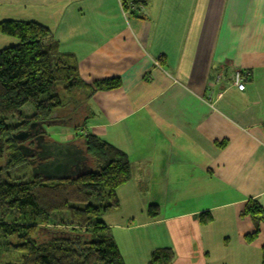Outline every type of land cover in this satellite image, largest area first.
Masks as SVG:
<instances>
[{"label":"crops","instance_id":"obj_1","mask_svg":"<svg viewBox=\"0 0 264 264\" xmlns=\"http://www.w3.org/2000/svg\"><path fill=\"white\" fill-rule=\"evenodd\" d=\"M141 1L145 20L122 0H0V23L49 30L88 85L121 81L89 98L86 130L129 161L104 222L125 264L158 249L171 264H262L264 221L249 242L242 212L264 209V0ZM5 37L0 51L18 44Z\"/></svg>","mask_w":264,"mask_h":264},{"label":"trees","instance_id":"obj_2","mask_svg":"<svg viewBox=\"0 0 264 264\" xmlns=\"http://www.w3.org/2000/svg\"><path fill=\"white\" fill-rule=\"evenodd\" d=\"M122 1L127 9L143 2ZM0 33L18 41L0 51V264H125L114 237L98 220L103 211L119 210L116 191L132 176L128 159L115 148L95 136L86 137L85 151L100 163L96 170L67 181L49 182L39 176L29 181H10V172L2 178L5 171L24 162L12 133L33 121L52 119L56 111L64 109L62 92L70 88L81 90L84 84L76 66L63 61L67 57L59 52L49 30L7 20L0 23ZM241 73L244 78L251 76L249 71ZM91 86L82 102L86 103L96 91L120 88L121 81L111 79ZM28 104L34 107V113L26 116L21 110ZM11 118L18 119L16 126H8ZM148 215L157 218L159 208L150 206ZM242 217L254 221L255 232L247 237L253 242L264 221V209L249 200ZM201 222L208 224L210 220L201 218ZM61 223L71 229L68 235L39 242L41 227ZM81 229L87 232L80 250L69 235H76ZM9 253L21 256L13 261L7 257ZM173 259L171 249H158L149 264H171Z\"/></svg>","mask_w":264,"mask_h":264},{"label":"rangeland","instance_id":"obj_3","mask_svg":"<svg viewBox=\"0 0 264 264\" xmlns=\"http://www.w3.org/2000/svg\"><path fill=\"white\" fill-rule=\"evenodd\" d=\"M136 5H137V7L142 5L146 9V6L144 5V3H138ZM122 6H123V10L126 12V10H128L126 8V5L122 4ZM140 19L145 20L146 18L143 17ZM0 35H2V34L0 33ZM2 37H5V36L2 35ZM1 39L2 38H0V44L2 42ZM3 39H11V40H8L9 41L8 46H10V42H11V44H13L14 43L13 41L16 40V39L11 38V37H8V38L5 37ZM66 60H67V64H70V61L68 59H63V61H65V62H66ZM81 81L84 84L82 86L83 89L80 90V89L70 88V89L64 90L62 92L63 98H61V99H62V103L65 104L64 109H60V110L56 111L53 114L52 119L50 118V119H47L44 121H38V120L33 121L32 123H29V124L25 125L24 127L20 128L17 131L12 133V138L16 134H22L23 135L24 140H21L19 143L16 142L14 140V138H13V140L15 141V143L18 145L19 148L21 145L24 147H27L28 148L27 151L33 152V155L29 154L31 156L26 157L24 155L23 151L20 149L24 155V158H23L24 162H22L21 164H19L16 167H14L12 170L5 171V173L2 175V178L5 176V174L7 172H10L9 173V176H10L9 180L10 181H14L17 179L24 180V181L32 180L33 177L39 176V175L34 174V169L38 168L39 164H46L50 160H52V158H47L48 155L46 157L38 158V156L41 155V153H43L44 150L41 151V146H39V145H35L34 148L29 147L30 141L39 142L41 140V138H43V140L46 141L47 144H52L53 142H56L59 144H73L77 148H79L83 151L85 150V148L83 146L85 138L90 137V136H94V135L90 134L86 130L87 120L90 117L89 116L90 106L88 103V101H89L88 97H87L86 103L82 102V101H84V98L86 99L85 95L89 94L88 88H90L92 86L88 85L85 81L82 80V78H81ZM98 92H100V91H96L95 94ZM95 94H93L92 96H94ZM21 113L26 115V116L32 115L34 113V107L31 104H28L22 108ZM7 124L10 127L16 126L18 124V119L17 118L8 119ZM36 126H40V128H41V130H39L37 133L34 130V127H36ZM101 142H103V141H101ZM103 143H105V142H103ZM10 151L11 150H9L7 155L10 154ZM52 153H54V152L52 151ZM120 153L123 154L122 152H120ZM83 154L85 157L87 156L86 158H88V161L86 160V162H83L81 164V166H83L84 164H86V165H84V167H82V168L80 166L79 172L76 173L78 175L74 176L76 169L73 168L72 170H66L65 169L62 172L63 174H65L66 171L71 172L72 176H74V177H70V178L68 177V179H66L65 177H63L61 175H59L60 177H62L61 180H49V179L44 178L43 176H39V177H41L42 179L49 181V182L67 181L71 178H75V177L82 175V173L80 174L81 169H82L83 173L84 172L89 173L90 171L96 170L100 161L94 160V158L90 157V153H88V152L83 153ZM6 158H7V156H6ZM43 158H44V160H41ZM1 165H4V163ZM85 168L87 170H84ZM5 179H7V177H5ZM116 195H117V191H116ZM118 201H119V199H118ZM119 204H120V201H119ZM151 206H154V205H151ZM120 209H121V205H120L119 210ZM119 210H114V211H110V212H106V213H105V211H103L98 216V220H100L101 222L104 223L106 217H109L108 215L115 214ZM117 216L119 217L120 215H117ZM113 217H116V215H114ZM148 217L150 218L149 215H148ZM106 227L109 229L108 226H106ZM70 230L71 229L69 227H67L66 225H63L62 223L60 225L53 226L50 228H42L41 227V230H40L41 233L38 236V240H39V242H47L49 239L53 238L54 236H57V235L66 236V235H68L67 233ZM78 231L79 232L76 233V235H69V237H71L72 241H74L77 244V246L80 247V250H81V246L84 244V240L86 239V237H84V235L86 236L85 232H87V231H85L84 229H81ZM109 232H110V229H109ZM113 232L116 233V231H113ZM20 256H21L20 254L14 253V254L10 255V253H9V255L7 257L14 258L13 261H18V257H20Z\"/></svg>","mask_w":264,"mask_h":264},{"label":"water","instance_id":"obj_4","mask_svg":"<svg viewBox=\"0 0 264 264\" xmlns=\"http://www.w3.org/2000/svg\"><path fill=\"white\" fill-rule=\"evenodd\" d=\"M14 140L16 142H20L21 140H24V137L22 134H16L13 136ZM51 149L54 153H50L47 158H52L48 163L46 164H39V167L34 169V174L43 176L46 179L49 180H61L62 177L59 175H54L55 172H63L66 170H72L73 168L76 169V174L80 170V166L83 162H86L87 158L83 154V150L77 148L73 144H59L56 142H53L52 144H49ZM20 149L23 151L24 155L26 157H30L31 155L28 154V148L24 146H20ZM44 150V147L41 146V151ZM69 156L71 158V162H69L67 165H62V158L64 156ZM38 158H42L41 155L38 156ZM41 160H44L41 159ZM84 170H87L86 168ZM68 179V178H66Z\"/></svg>","mask_w":264,"mask_h":264},{"label":"flooded vegetation","instance_id":"obj_5","mask_svg":"<svg viewBox=\"0 0 264 264\" xmlns=\"http://www.w3.org/2000/svg\"><path fill=\"white\" fill-rule=\"evenodd\" d=\"M34 130L37 133L39 130H41V128H40V126H36V127H34ZM35 145H39V146L44 147V151H43V153H41V157H46L47 155H49L53 151L51 149V147L49 146V144H47L46 141L43 140V138H41V140L39 142H35V141H30L29 142V147L34 148ZM28 154H32L33 155V152L28 151ZM71 161H72L71 158L69 156L65 155L62 158V165L64 166V165L68 164ZM84 165H86V164H84ZM84 165L81 166V168L84 167ZM81 173L84 174L86 172L83 173V171L81 169L80 174ZM54 175H61V176L65 177V178H68V177L70 178V177H74V176H76L78 174H75L74 176H72L71 172L66 171L65 174H63L62 172H55Z\"/></svg>","mask_w":264,"mask_h":264},{"label":"built area","instance_id":"obj_6","mask_svg":"<svg viewBox=\"0 0 264 264\" xmlns=\"http://www.w3.org/2000/svg\"><path fill=\"white\" fill-rule=\"evenodd\" d=\"M145 11H144V10ZM132 11H135L137 14H138V16L140 17V18H143V17H145V18H147V11H146V9H145V7L144 6H142V5H140L139 7H137V6H132V7H130L128 10H127V12L129 13V15L131 16V12ZM243 79H244V76H243V74L241 73V71H239V72H236L235 73V76H234V85L235 86H237L238 88H240V89H243Z\"/></svg>","mask_w":264,"mask_h":264},{"label":"bare ground","instance_id":"obj_7","mask_svg":"<svg viewBox=\"0 0 264 264\" xmlns=\"http://www.w3.org/2000/svg\"><path fill=\"white\" fill-rule=\"evenodd\" d=\"M83 153H87L85 150L83 151ZM87 157V156H86ZM87 161H88V158H87ZM84 174H87V172L86 173H84ZM83 175V174H82ZM81 176V175H80Z\"/></svg>","mask_w":264,"mask_h":264}]
</instances>
